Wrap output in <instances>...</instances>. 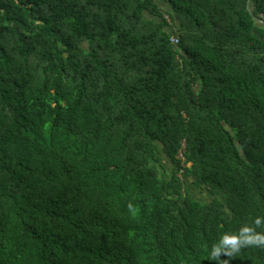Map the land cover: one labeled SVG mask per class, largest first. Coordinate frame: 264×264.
I'll return each instance as SVG.
<instances>
[{
    "label": "trees",
    "instance_id": "trees-1",
    "mask_svg": "<svg viewBox=\"0 0 264 264\" xmlns=\"http://www.w3.org/2000/svg\"><path fill=\"white\" fill-rule=\"evenodd\" d=\"M0 264H264V0H0Z\"/></svg>",
    "mask_w": 264,
    "mask_h": 264
},
{
    "label": "rangeland",
    "instance_id": "rangeland-1",
    "mask_svg": "<svg viewBox=\"0 0 264 264\" xmlns=\"http://www.w3.org/2000/svg\"><path fill=\"white\" fill-rule=\"evenodd\" d=\"M165 166H166V169L168 170V171H170L171 169H170V164L168 165V163H165ZM192 190H193V192L195 193V195L197 196V197H200L201 199H208V193L206 192V191H204V190H201V189H199V188H197V187H193L192 188Z\"/></svg>",
    "mask_w": 264,
    "mask_h": 264
},
{
    "label": "built area",
    "instance_id": "built-area-1",
    "mask_svg": "<svg viewBox=\"0 0 264 264\" xmlns=\"http://www.w3.org/2000/svg\"><path fill=\"white\" fill-rule=\"evenodd\" d=\"M166 18L169 20L168 15H166ZM171 41H172V43H173L174 45H177L178 42H179V40H178L177 37H172ZM182 157H184V156L182 155Z\"/></svg>",
    "mask_w": 264,
    "mask_h": 264
}]
</instances>
